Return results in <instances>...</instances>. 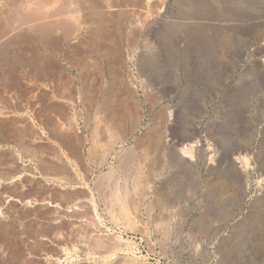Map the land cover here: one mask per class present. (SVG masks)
Wrapping results in <instances>:
<instances>
[{
	"label": "rangeland",
	"instance_id": "1",
	"mask_svg": "<svg viewBox=\"0 0 264 264\" xmlns=\"http://www.w3.org/2000/svg\"><path fill=\"white\" fill-rule=\"evenodd\" d=\"M263 65L264 0H0V264H264Z\"/></svg>",
	"mask_w": 264,
	"mask_h": 264
},
{
	"label": "bare ground",
	"instance_id": "2",
	"mask_svg": "<svg viewBox=\"0 0 264 264\" xmlns=\"http://www.w3.org/2000/svg\"><path fill=\"white\" fill-rule=\"evenodd\" d=\"M189 1V0H188ZM51 5V4H50ZM49 5V6H50ZM43 6H45V5H43ZM28 9V8H27ZM43 10V9H42ZM47 11V10H46ZM45 11V12H46ZM52 11V10H51ZM26 12V11H25ZM43 13V12H42ZM52 14V13H51ZM50 14V15H51ZM35 15H40V13L38 12V13H36ZM42 15V14H41ZM49 15V14H48ZM145 15V14H144ZM21 16V15H20ZM31 16V15H30ZM46 16V15H45ZM50 17V16H49ZM46 18H48V17H46ZM146 18V17H145ZM261 18V17H260ZM40 19V18H39ZM50 20V19H49ZM60 20V19H59ZM58 20V21H59ZM254 20H257V19H254ZM42 21V20H41ZM44 21V20H43ZM56 21V20H55ZM217 21V20H216ZM18 22V21H17ZM257 22V21H256ZM23 23V22H22ZM143 23V22H142ZM49 24V23H48ZM52 24V23H51ZM67 25V24H66ZM138 25V24H137ZM251 25V24H250ZM252 25H253V23H252ZM251 25V26H252ZM61 26V25H60ZM247 26V25H246ZM254 26V25H253ZM54 26L53 25H46V26H44L43 28L45 29V31L46 30H48V29H50V28H53ZM249 27V26H248ZM252 28H254V27H252ZM248 29V28H247ZM255 29V28H254ZM249 30H252V29H249ZM12 31V30H11ZM14 31V30H13ZM12 33V32H11ZM5 35V34H4ZM264 66V65H263ZM262 86H263V91H264V82L262 83ZM264 93V92H263ZM25 121V120H24ZM38 135V134H37ZM92 136V135H91ZM196 137V136H195ZM200 143V139H198V138H196V140L193 142V143H191V144H189L188 146H185L184 148H183V152H181V155H183V157H189V158H191V160H193V157H192V155H193V151H194V149H195V147L196 146H198V144ZM238 155V154H237ZM235 155V158H234V161H235V163L237 164H232L231 163V165H232V167L233 168H237V167H240V169H241V172H240V170H239V172H238V175H239V177H240V179H242V175H244V174H247V172H246V168H248V163H249V157L246 155V154H244V155ZM191 156V157H190ZM102 157V156H101ZM99 158V157H98ZM207 159H208V164L210 163H215L216 162V160H217V151H215V150H213L212 148H209L208 149V153H207ZM220 161V160H219ZM221 162V161H220ZM243 171V172H242ZM245 172V173H244ZM243 173V174H242ZM245 177V176H244ZM131 181H133V180H131ZM127 184V183H126ZM135 184V183H134ZM1 185V184H0ZM115 186V185H114ZM84 188V187H83ZM100 188V187H99ZM248 188V190H250L249 189V187H247ZM80 189V188H79ZM99 190V189H98ZM264 190V188H262V190H260V191H263ZM102 191V190H101ZM103 192H105V191H102V193ZM76 194V193H75ZM113 194V193H112ZM86 195H88V194H85V196ZM90 195V194H89ZM92 195V194H91ZM101 195V194H100ZM102 196V195H101ZM106 196V195H105ZM80 197V196H79ZM91 198V197H90ZM43 199V198H42ZM84 202V201H83ZM73 203V202H72ZM89 203V202H88ZM113 204V203H112ZM128 205V204H127ZM79 205L78 204H75V206H73L74 208V213L76 212V213H79L80 215H78V217H83V212H82V209L80 208V206L78 207ZM81 206H83V205H81ZM70 207H72V206H60L57 202H56V204L54 205V210L57 212V214L59 213V212H63V213H66V212H68L69 211V213H70ZM90 209V208H89ZM127 209V208H126ZM93 210V209H92ZM125 210V209H124ZM123 210V211H124ZM1 211V210H0ZM95 211V210H94ZM72 212V211H71ZM122 212V211H121ZM128 212V211H127ZM86 213V212H85ZM124 213V212H123ZM86 214H88V215H90L89 217H93V215H91V214H89V213H86ZM85 214V215H86ZM94 215H95V213H94ZM77 216V215H76ZM124 217V216H123ZM94 218V217H93ZM97 219V218H96ZM88 220V219H87ZM79 221V220H78ZM88 223V222H87ZM94 223H96V222H94ZM92 224V223H91ZM83 226V225H82ZM84 227V226H83ZM100 229H102V228H100ZM100 231V230H99ZM102 231V230H101ZM105 233V232H104ZM96 235V234H95ZM94 235V236H95ZM100 235V234H99ZM98 235V236H99ZM104 235V234H103ZM106 235V234H105ZM97 236V235H96ZM114 236V235H113ZM102 237V236H101ZM93 238V237H92ZM95 238V237H94ZM108 238V237H107ZM86 239V238H85ZM90 239V238H89ZM101 239V238H100ZM103 240H105V238H102ZM102 240V241H103ZM85 241V240H84ZM88 241V240H87ZM97 241H99V239H97L95 242H97ZM94 242V241H93ZM103 244H106V243H103ZM112 245V244H111ZM100 247V246H99ZM101 247H102V245H101ZM105 248H106V246H105ZM105 248L103 247V248H101V249H103L104 250V252L105 253H107L108 254V251H109V249L110 248H106V249H108V250H105ZM113 249H114V247H113ZM113 249H110V250H113ZM119 249V248H118ZM101 253H102V251H100ZM110 252V251H109ZM112 252V251H111ZM64 253V252H63ZM110 254V253H109ZM108 254V255H109ZM112 254V253H111ZM134 257V256H133ZM59 258V257H58ZM109 259V258H108ZM115 259V258H114ZM132 259V258H131ZM55 260V259H54ZM120 260V259H119ZM119 260H118V262H119ZM102 261V260H101ZM100 261V262H101ZM126 261V260H125ZM107 262V261H106ZM117 261H114V260H110V261H108L107 262V264H119ZM56 263H57V261H56ZM55 263V264H56ZM103 263H105V262H103ZM102 263V264H103ZM58 264V263H57Z\"/></svg>",
	"mask_w": 264,
	"mask_h": 264
}]
</instances>
